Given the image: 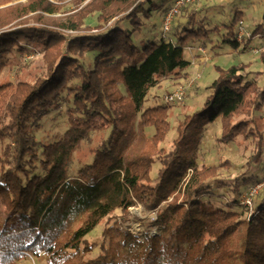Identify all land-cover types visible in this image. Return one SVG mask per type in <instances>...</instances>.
Wrapping results in <instances>:
<instances>
[{"label": "trees", "instance_id": "16d2710c", "mask_svg": "<svg viewBox=\"0 0 264 264\" xmlns=\"http://www.w3.org/2000/svg\"><path fill=\"white\" fill-rule=\"evenodd\" d=\"M173 1L72 0L69 9L65 0H0V264L28 254L47 264H264V190L241 202L264 176V70L215 64L204 100L184 110L170 142L171 105L146 106L164 80L190 77L187 47L245 53L264 23L241 44L242 12L222 33L198 0L157 35L148 21ZM31 53L40 56L30 62ZM13 60L14 80H2ZM63 104L67 129L40 139L43 120ZM213 124L221 144L254 142L234 179L220 175L229 160L203 161ZM138 204L157 211L145 241L123 227ZM99 224L101 239L88 238Z\"/></svg>", "mask_w": 264, "mask_h": 264}, {"label": "rangeland", "instance_id": "374dc122", "mask_svg": "<svg viewBox=\"0 0 264 264\" xmlns=\"http://www.w3.org/2000/svg\"><path fill=\"white\" fill-rule=\"evenodd\" d=\"M65 2L67 8H73L72 0H65ZM201 4L202 6L207 4L210 7V9H208L207 11L203 10L202 13H205L208 16L212 27L215 24L219 25L222 33L226 32V28L231 23L236 11L242 12L243 19L248 24H250V29L252 31L258 26L261 20H264V0H201L200 5ZM180 18L181 17L177 15L175 17L174 24H177ZM161 20V16L156 13L153 16L152 20L148 21L150 25L152 23H155V30L157 35L162 33ZM92 22L93 20L89 21L88 23L91 24ZM220 39L221 37L218 35L217 40L219 42ZM254 40L258 42L257 45L261 44L262 37L260 38L259 36H256ZM213 43L214 42L207 43L206 47L202 45L209 51L210 56L208 59H206V57L203 58L202 53H199V51L197 52L203 58L201 59L202 64L199 67L201 73H196L187 79L179 81L172 79L164 80L158 87L152 89L149 93V101L146 103V106L153 103V101L165 103V94L177 90V88L180 86H182L185 91V97L182 102L177 104H170V122L172 127L168 135V142L176 137V127L179 121L183 119L184 110L186 108L191 109L193 107H197V105L201 104V102L204 100L208 92L207 85L216 73L214 68L215 64L228 66L232 62H239L243 60L247 63L250 62L251 68L254 66L253 69L264 70V63L262 62L261 57L253 53L252 48L245 53H240L239 51H234L227 46L218 48V46L214 45ZM187 53H190L189 49L186 50V56L188 55ZM39 56L40 55L36 56V54L34 53L27 54L26 60L29 59L30 62H32L34 58ZM90 56L93 58V54H91ZM193 57L194 59L192 61L194 63L197 57H195V54L193 55ZM18 65L19 60H13L11 66L5 69V71L3 72L1 79L14 80L15 71L18 69ZM197 74H200V77L196 76ZM260 82H264V77L260 79ZM67 117L68 115L66 113V104H63L59 110H54L45 117L42 122L41 129L36 132V135L44 141H53L59 139L68 127ZM261 127L264 129V108L262 110ZM220 132V124H213L209 127L207 132V139L203 144L204 156L202 158L205 163H218L221 161L229 160L231 167H223L220 170V175L228 179H234L241 172L247 170V161L253 152L252 149L254 147V142L250 140L245 141L242 140V137H239L236 142L229 145H224L218 142ZM149 133H153V129H149ZM3 144L4 143L0 140V152L2 150ZM81 164V161L79 159H76L71 166V173H75L81 166ZM159 167V163H156L154 165L153 175L156 174ZM254 168L255 166L253 167V169ZM261 168H263V172L261 173V175H264V158L263 163H261ZM227 194L232 195L230 190H227ZM149 222V218L141 217L139 219H136V221H133V223L138 224V226L136 225L135 228H137L138 230L141 229L139 230L141 234H145V231L149 229ZM102 229L103 224H99L90 233L88 238L99 241L101 239L100 234ZM155 230L156 228L153 227L151 229V234L154 233ZM98 252L99 248L97 247L94 255ZM33 258L34 259H32L28 254L27 257L18 264H47V258L45 256L39 259L35 257Z\"/></svg>", "mask_w": 264, "mask_h": 264}, {"label": "built area", "instance_id": "2783aa9c", "mask_svg": "<svg viewBox=\"0 0 264 264\" xmlns=\"http://www.w3.org/2000/svg\"><path fill=\"white\" fill-rule=\"evenodd\" d=\"M198 0H174L173 5L169 8V10L164 14L163 19H162V32L163 34H168L171 31L172 24L175 20V17L179 14L180 12V7L182 5L188 4V3H193ZM236 31H237V41L241 44H244L247 39H251L253 31L250 29V24H248L244 19H240L237 24H236ZM262 40L261 44L255 45L252 48V52L255 53L256 55H259L262 53L264 50V31L262 34ZM190 52H193L192 47H187ZM202 53L203 58L206 57V59L209 58V51L203 47L199 46L196 48V52ZM196 76L200 77V74H197ZM185 97V91L182 86L178 87L177 90L171 91L164 96V102L167 104H177L180 103L184 100ZM264 190V176L261 180L258 182L251 184L248 188L246 193L244 194L242 198V204L245 205H252L254 199L256 196ZM130 210V219L127 220L124 224L123 227L125 230H128L132 232L133 234L137 235L141 240L145 241V235L142 234L140 236L139 234H136L132 229L135 228V226L138 224L133 223V221H136V219L141 218H149L150 221L156 220L157 218V211L156 210H146L141 204H138L136 206H132L129 208ZM141 230V229H139ZM140 232V231H139ZM156 232V230H155ZM30 255V254H29ZM32 259L33 256L30 255Z\"/></svg>", "mask_w": 264, "mask_h": 264}, {"label": "crops", "instance_id": "0c3cea01", "mask_svg": "<svg viewBox=\"0 0 264 264\" xmlns=\"http://www.w3.org/2000/svg\"><path fill=\"white\" fill-rule=\"evenodd\" d=\"M162 18V17H161ZM162 21V20H161ZM260 23H264V20H261L260 21ZM261 38V37H260ZM257 43L258 42H256V40H253L252 41V43H251V47H253V46H255V45H257ZM196 47L197 46H195L194 48H193V53L192 52H190V53H187L188 55H187V58L188 59H191V60H193L194 59V57H193V55L195 54V57H197V59H196V61L193 63V61H192V65H191V70H190V76H193L194 74H196V73H201L200 72V70H199V67L201 66V64H202V61H201V59H203L202 58V56L200 55V54H198L197 52H196ZM250 50H251V48H250ZM192 53V54H191ZM198 60V61H197ZM254 68V66L252 67V69ZM217 76V74L215 73V76H213V78L211 79V81L208 83V85L213 81V79L215 78ZM207 85V86H208ZM208 90V89H207ZM209 91V90H208Z\"/></svg>", "mask_w": 264, "mask_h": 264}, {"label": "bare ground", "instance_id": "6f19581e", "mask_svg": "<svg viewBox=\"0 0 264 264\" xmlns=\"http://www.w3.org/2000/svg\"><path fill=\"white\" fill-rule=\"evenodd\" d=\"M136 227V226H135ZM134 230V232L136 233V234H139L140 236H142V234L139 232V230L137 229V228H133Z\"/></svg>", "mask_w": 264, "mask_h": 264}]
</instances>
